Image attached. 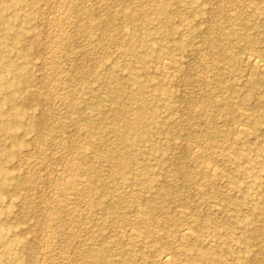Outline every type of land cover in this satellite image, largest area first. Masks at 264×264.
<instances>
[{"label":"rangeland","instance_id":"obj_1","mask_svg":"<svg viewBox=\"0 0 264 264\" xmlns=\"http://www.w3.org/2000/svg\"><path fill=\"white\" fill-rule=\"evenodd\" d=\"M256 52L264 0H0V264H264Z\"/></svg>","mask_w":264,"mask_h":264},{"label":"bare ground","instance_id":"obj_2","mask_svg":"<svg viewBox=\"0 0 264 264\" xmlns=\"http://www.w3.org/2000/svg\"><path fill=\"white\" fill-rule=\"evenodd\" d=\"M82 12V11H81ZM63 35V34H62ZM59 38V37H58ZM62 41V40H61ZM206 43H207V40H206ZM63 46V43L62 45ZM216 50V49H215ZM56 51V50H55ZM219 58V57H218ZM246 62H248V64L254 68V69H257V70H260L261 72L264 73V60H262V57L258 54V52H256V54H251V55H248L246 57ZM254 82V81H253ZM252 81L250 83H253ZM254 85V84H253ZM81 110V109H80ZM88 112V111H87ZM90 112V111H89ZM88 112V113H89ZM124 113V110L123 108L119 109L117 111V114L118 115H123ZM242 138V137H241ZM74 163V162H73ZM206 170V168H205ZM214 172V171H213ZM215 175V174H214ZM72 177V176H71ZM71 177H67L66 179H68V181L70 180ZM215 177V176H214ZM218 177V176H217ZM65 179V181H66ZM67 181V182H68ZM66 183V182H65ZM57 186V185H56ZM73 189V188H72ZM199 190V189H198ZM59 191V190H58ZM61 191V190H60ZM65 192V191H64ZM65 194V193H64ZM66 198V196H64ZM70 197V196H69ZM60 204V203H59ZM76 207V206H75ZM74 221H78V218L77 217H74ZM190 232L188 229L187 230H183L180 232V237L182 238V240H186L187 238L190 237ZM55 243V242H54ZM43 256V255H42ZM160 261H161V264H175L176 261L175 259L173 258V256L171 254H168V253H165V254H162V256L160 257Z\"/></svg>","mask_w":264,"mask_h":264}]
</instances>
